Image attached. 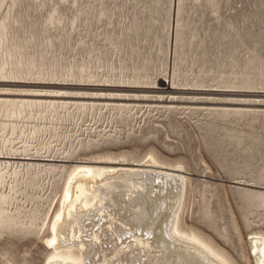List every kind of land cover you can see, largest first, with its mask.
Masks as SVG:
<instances>
[{
  "label": "rangeland",
  "instance_id": "374dc122",
  "mask_svg": "<svg viewBox=\"0 0 264 264\" xmlns=\"http://www.w3.org/2000/svg\"><path fill=\"white\" fill-rule=\"evenodd\" d=\"M150 155L183 168L181 229L256 264L264 0H0V264H46L75 166Z\"/></svg>",
  "mask_w": 264,
  "mask_h": 264
},
{
  "label": "bare ground",
  "instance_id": "6f19581e",
  "mask_svg": "<svg viewBox=\"0 0 264 264\" xmlns=\"http://www.w3.org/2000/svg\"><path fill=\"white\" fill-rule=\"evenodd\" d=\"M181 170L153 155L133 164L105 157L75 166L48 228L46 264H231L178 224ZM251 250L264 264L263 239L253 238Z\"/></svg>",
  "mask_w": 264,
  "mask_h": 264
}]
</instances>
